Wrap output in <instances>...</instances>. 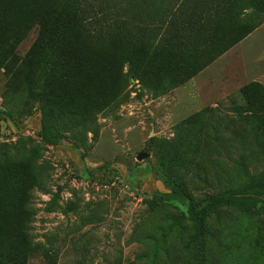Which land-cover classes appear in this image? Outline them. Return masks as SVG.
Returning <instances> with one entry per match:
<instances>
[{"label": "rangeland", "instance_id": "374dc122", "mask_svg": "<svg viewBox=\"0 0 264 264\" xmlns=\"http://www.w3.org/2000/svg\"><path fill=\"white\" fill-rule=\"evenodd\" d=\"M52 3L0 0V264H264V214L199 227L154 198L174 180L203 207L264 175V0L123 5L151 40L71 25L55 57Z\"/></svg>", "mask_w": 264, "mask_h": 264}, {"label": "trees", "instance_id": "16d2710c", "mask_svg": "<svg viewBox=\"0 0 264 264\" xmlns=\"http://www.w3.org/2000/svg\"><path fill=\"white\" fill-rule=\"evenodd\" d=\"M137 4L139 3L134 0H75V3L58 5L57 0H53L52 5L37 16V24L40 27L39 49L45 51L48 56L55 57L56 51L65 41V32L71 25L73 28L79 27L83 36L102 48H110L118 38H126L130 42L140 38L149 41L151 36L147 32L140 35V31L134 30V22L126 21L120 15L123 11L121 6ZM108 10L114 14L103 15L102 11ZM7 20L6 10H1L0 40L6 34L3 21ZM13 26L14 24L11 25ZM59 60L65 62L64 58ZM0 114L11 119L6 112L0 111ZM37 137L47 146H58L62 140L61 135L52 130L44 120ZM111 178L114 179L115 175ZM163 184L166 192L157 193L155 200L176 210H179L177 205L185 207L186 211L181 212L182 216L189 223L199 227L203 226L211 214L219 210L230 209L248 217L264 214V175L236 190L230 189L210 197L203 207L193 205L191 196L179 182L164 180ZM19 234H24L23 229L19 228Z\"/></svg>", "mask_w": 264, "mask_h": 264}, {"label": "crops", "instance_id": "0c3cea01", "mask_svg": "<svg viewBox=\"0 0 264 264\" xmlns=\"http://www.w3.org/2000/svg\"><path fill=\"white\" fill-rule=\"evenodd\" d=\"M135 3L139 4H205L206 0H134Z\"/></svg>", "mask_w": 264, "mask_h": 264}, {"label": "water", "instance_id": "95a60500", "mask_svg": "<svg viewBox=\"0 0 264 264\" xmlns=\"http://www.w3.org/2000/svg\"><path fill=\"white\" fill-rule=\"evenodd\" d=\"M148 157H149L148 154H146V153H140V154H138V156H137V160H138V161H142V160L147 159Z\"/></svg>", "mask_w": 264, "mask_h": 264}]
</instances>
